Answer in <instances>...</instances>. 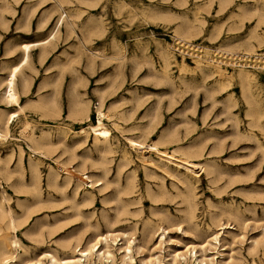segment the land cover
Listing matches in <instances>:
<instances>
[{
    "label": "rangeland",
    "instance_id": "rangeland-1",
    "mask_svg": "<svg viewBox=\"0 0 264 264\" xmlns=\"http://www.w3.org/2000/svg\"><path fill=\"white\" fill-rule=\"evenodd\" d=\"M6 1L11 8L0 7V130L2 118L15 110L18 115L0 139V191L7 194L17 229L2 221L0 235L7 241L18 237L17 263L51 250L64 256L71 252L63 247L67 240L112 229L133 240L132 264L160 249L167 257L168 251L199 248L213 233L220 234L218 250L232 255L231 264H264V1L64 0L62 6L57 0ZM61 11L75 22L73 29L61 26L44 59L40 48L32 50L22 109L8 104L2 80L19 61L20 44L44 38ZM43 15L48 23L38 28ZM248 41L256 54L236 55L249 58L222 50ZM213 59L223 60L225 76ZM241 63L250 71L248 83L238 76ZM17 86L22 90L21 76ZM83 100L92 122L100 103L112 115L105 119L112 152L102 155L92 133L80 134L88 129ZM29 134L41 136L45 154L30 149ZM127 136L158 143L176 158L200 153L192 159L205 171L195 176L156 151L131 149ZM30 157L38 161L36 184ZM62 163L74 179L64 186ZM50 167L59 172L61 186L48 184ZM83 172L104 175L105 186L83 184L75 193L76 175ZM187 174L189 187L182 181ZM254 239L260 243L252 250ZM140 244L142 251L135 247ZM113 250L114 264H121L120 250ZM221 258L216 255L217 264Z\"/></svg>",
    "mask_w": 264,
    "mask_h": 264
},
{
    "label": "bare ground",
    "instance_id": "bare-ground-1",
    "mask_svg": "<svg viewBox=\"0 0 264 264\" xmlns=\"http://www.w3.org/2000/svg\"><path fill=\"white\" fill-rule=\"evenodd\" d=\"M260 1L262 2L264 0H260ZM63 2H64V0H57V3L60 4L61 6H62ZM0 7H1V9L6 10V9H10L11 5L5 0V2H3V4ZM3 14H4L3 12L0 13V18L2 19V21H4V15ZM29 15H30L29 13H26L27 17H29ZM48 15H49V13H48ZM75 15L76 14L74 12L70 13L71 17H74ZM68 16L69 15L67 13L64 14V12L61 11L59 13V16H58L55 24L53 25L51 30L48 32V34L44 38L39 39V40H35V41L23 42L20 44V49L22 50V55H21L19 61H17L16 63H14L12 65H9V71L3 77V80H2V83L4 85L3 98L8 104H11V105L15 104L20 109H22V105L20 104L21 94L27 93L29 90V79L26 76H24V68L26 66H28L30 63L31 52L33 49L40 48V53H39L40 54V56H39L40 60L44 59L46 52L48 51V50L46 51L47 46L50 45L53 42V40L56 38V36L59 34L61 26H63L65 23L69 30L73 29L75 22L72 19H69ZM67 17H68V19H67ZM47 23H48V18L46 15H43L39 19L37 27L42 28V27L46 26ZM177 37L180 38L181 40L186 41L183 33L177 32ZM254 39L256 40V42H258L259 46L263 44V39L260 36H256ZM80 41L82 42V40H80ZM83 45H85V44H83ZM223 49H225L224 51L228 55H230V57H233V56L237 57L238 56V57H247V58H249L252 53L256 54V50H257L256 45L253 44L251 41L246 42L243 46H228L226 48H222V50ZM222 50H220V51H222ZM241 50H244L245 53H249L250 55L246 56L243 53L236 55L237 54L236 52L241 51ZM7 51H8L7 53L12 52V47H9L7 49ZM95 54H97V53L95 52ZM216 61L214 60V62H216L217 64L213 65V67H215V69L221 74V76L222 75L225 76L226 75V72L224 71L225 69L220 64L221 62H223V60L219 59ZM197 63H199V65H200V62H197ZM244 66L245 65H243L242 63L240 64L238 76L242 82L248 83L249 82V74L248 73L250 71L247 70L246 67H244ZM19 76L22 77V90L18 89V86H17ZM208 96H210V94ZM99 99L102 101L103 96L100 95ZM210 100H211V98H210ZM74 101H76V100H74ZM82 103H83V114L85 117V121L88 122V129H86V128L82 129L80 131V134H83L84 137L87 138L88 134L92 133L93 139H94V141H93L94 148L99 153H101L102 155L109 153V152H112L113 151V147H112V143H111L112 133H111L110 128L107 127V125L105 123V119L111 118L112 115L108 112V110H105V108H103L102 103H100V106L97 108V116H96L97 118H96V121L94 123V121L92 122L89 104L86 103L84 100L81 102V104ZM77 113H79V109L77 110ZM17 115H18V113L15 110V111L9 113V115L5 119L4 118L1 119L2 129L0 130V139L6 138L7 129L10 126V123H12V121L14 120V118ZM29 139L32 142V145L29 146L32 151H36V152L38 151L40 154L46 153L45 151L41 150V148H43L44 145L46 144L41 140L42 139L41 136L37 137V136H35V134L34 135L32 134L29 136ZM126 143L129 145L128 147L131 149L140 150V149L148 148L149 150H153V151H156L157 153H159L161 155L162 159L164 158L167 161L175 160L177 162V163L176 162L175 163L178 166L185 167V169L188 172L195 174V176H199L201 174V172L205 171V167L203 164H201L200 162L199 163L195 162L192 159L196 156H199L200 153L194 154V153L183 152L185 154L184 157L176 158L174 156V154L168 153L165 150H161L158 146V143H150V144L145 143L144 140L141 139L140 137L127 136L126 137ZM45 146H47V145H45ZM48 148L46 147V150H48ZM23 151H24V149L21 148L20 154H19V163L20 164L22 163V161H24L23 160ZM127 154H129V152L127 149H125L124 150V157H126ZM202 154L203 153H201V155ZM61 166H62V169L66 170L65 171L66 175L63 177V182H62V184L64 186L66 184H70L71 182H73L74 179H73L72 174H71L72 170L68 169L64 163H62ZM80 166L81 167L84 166V161L80 164ZM122 166H124V165H122ZM209 167H211V166H209ZM29 171L31 173V176H32L35 184H36L40 179L38 161H36L35 159H33L31 157L29 158ZM59 176H60L59 172L56 169H54L53 167H50L48 170V174H47L48 184L53 185V186L60 185L59 184ZM76 176H77V179L74 182L75 185H73L75 193L78 191V189L83 184H86L89 187L100 186L101 188H103L105 186L104 175H99V174H96L93 172L91 174H85V172H83V174L81 176H79V175H76ZM188 176L189 175L187 174L183 178L182 181L184 183H186L189 187L191 184V179ZM0 185H1V183H0ZM6 195H5L4 191H0V232L3 228L2 221L5 222L4 224L7 228L12 229L13 231L17 229V218L15 217L13 211L10 208H7V206L5 205V201L7 200ZM187 199H189V195H187ZM231 226L229 225L228 227L230 228ZM160 228H161V226L158 228V230ZM165 234H166V229L162 227V232H161L160 238H159L160 243H163V241L165 240L164 239ZM4 237H6V236H4ZM4 237L0 235V263L1 264H88V263L90 264V262H92V260L94 258L97 259L98 264H105V262H112L114 264L115 252H114L113 248L120 250L121 264H132L136 260L134 255H133V240L129 239L128 234L126 232L119 233L118 231L116 232L115 230H112V229L107 230L106 232H102V233L97 232V233L93 234L92 236H90L86 240H83L82 238H79V237L76 238L75 240H67L63 244V247L70 249L71 252L65 254L64 256L59 255L55 250H51V251H46L44 253L42 252L43 254H41L39 256L36 255L34 258L21 260L19 263H17V259L19 258V254L17 253V251H18V247L20 246V241H19L18 237L15 234L11 235L10 237L7 236L8 239H10V241H7V239ZM259 243H258L257 239H254V240H252L251 246L249 248L254 250L257 248ZM219 244H220V234L219 233H213V236L208 240V242L206 244H200L199 248H196L195 245H190L186 248L185 251L184 250L181 251L182 248L180 250H174L173 252L168 251L167 257L164 254H162V250L160 249L156 252L150 253L148 257L141 258L140 261H141V264H163V262H165V261L168 264H179L182 262L187 263V264H194V262H196V264H217L216 255L221 254L222 258L220 260V264H231L232 255H229L228 258L224 257L223 252H220L221 250L220 251L218 250ZM135 247L138 250L143 249L141 244L138 246L135 245Z\"/></svg>",
    "mask_w": 264,
    "mask_h": 264
}]
</instances>
